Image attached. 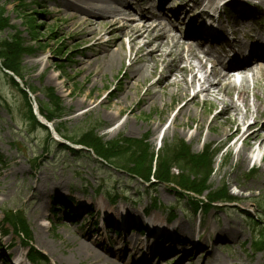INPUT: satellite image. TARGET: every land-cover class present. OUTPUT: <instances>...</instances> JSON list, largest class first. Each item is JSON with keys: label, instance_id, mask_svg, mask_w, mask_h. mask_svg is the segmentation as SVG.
<instances>
[{"label": "rangeland", "instance_id": "374dc122", "mask_svg": "<svg viewBox=\"0 0 264 264\" xmlns=\"http://www.w3.org/2000/svg\"><path fill=\"white\" fill-rule=\"evenodd\" d=\"M41 2L39 7L30 0H0V49L3 48V42L14 47L13 38H18L16 40L20 42L21 47L15 49L14 54L24 50L18 60L22 69L23 84L34 91V101L48 110L44 112H49V109L55 107L54 102L50 103V94L60 104L62 109H58L61 115L58 114L57 119L54 118L53 124L62 130V135L77 140L78 134L90 123V126H100L98 135L104 143L120 137L128 140L147 137V147L157 151L161 148L156 143L160 129L169 126L172 129L170 128L163 137L160 146L178 139L189 147L193 154L200 153L207 145L226 151L227 156L221 159L222 164L219 156L214 159L213 175L203 190H229V193L242 203L245 198H264V159L259 161L260 155L264 154V141L260 148L257 147V141L249 144L250 147H244V153L248 157H251L254 151L255 157L259 154L256 157L258 162L253 161L255 172L250 175L249 167L253 165L250 160L240 162L236 158V153L242 150V144L241 141L234 142L239 135L235 126L230 130L232 136L224 143L219 139L224 118L211 125L212 130L207 128L214 116L221 111V105L211 100L203 102L205 100L202 101V97H199L195 105L189 104L188 113L178 114L179 109L190 99L191 90L184 94L178 88L177 94H172L176 89L174 85H152L147 89L149 80L158 78L157 75H152L155 70L138 85L125 87L129 76H121V65L124 62H121L120 66L113 65L105 72H102L100 63H97L100 60L94 62L96 50L87 48L94 41H90L91 35L82 26L80 10L59 0ZM72 2L82 4L83 0ZM150 90L156 92L151 99L148 97ZM231 91L227 93L228 96L236 99V92ZM252 99L251 92H248V100ZM99 102L101 104L97 106ZM25 109V101L19 88L1 71L0 221L4 217L1 210L16 211L17 217L19 214L20 218L24 217L28 229L19 228V231L29 233L31 247L47 259V263L42 264H87V260L90 264H97L79 254V247L84 244L91 246L93 242L100 246L99 241L103 239L99 237V240H96L95 236L88 240L84 237L86 235L83 229L64 220L61 212L52 224V197L69 195L80 204L90 201L85 196H93V192L102 187L103 191H111L122 198L124 195L125 201L112 207L115 211L124 210L142 219V210L149 207L152 198H156L159 208L152 210L146 221L156 217L164 224L167 216L164 209L171 207V210L175 211L176 219L170 225L182 223L192 229L197 225L195 218L184 221L183 215L186 217L185 213L189 214V207L183 202L177 203L175 195L163 186L158 185L155 189H150L149 197L145 194L148 190L143 193L144 188H147L145 185H139L136 180L128 182L125 174L111 171L99 161L96 163L90 154H86L83 159L68 156L55 145L45 152L46 133L29 127ZM112 112H118V116L110 119L108 115H112ZM54 113L55 110L52 114ZM122 120L125 121L124 126L113 129V126ZM251 122L250 118L246 120V123ZM197 127H200L198 131ZM242 130L241 127L239 131ZM195 132L197 135L190 139L189 135ZM176 174L179 173L170 171L168 180L177 182L180 174ZM251 185L258 189H251ZM140 194L142 198L135 205L134 202ZM98 200L101 198L98 197ZM49 220L50 226L47 223ZM79 223L81 222L78 221L77 225ZM202 225L205 228L202 232L203 243L209 247L213 245L212 251L218 250L221 254H211L194 264H202L205 261V264H264L263 254L253 255L250 253V246L243 244L244 241H250L252 231L240 219L239 211L212 210L204 217ZM8 230L10 231L9 228ZM214 230L223 231L228 240L227 247L222 246L221 242L224 241L218 244ZM109 236L105 237L109 239ZM19 238L8 234L0 241L6 245L11 244L12 251L20 250L24 255L27 247L21 245ZM98 252L106 258L104 253L100 250ZM123 263L128 262L123 260Z\"/></svg>", "mask_w": 264, "mask_h": 264}, {"label": "bare ground", "instance_id": "6f19581e", "mask_svg": "<svg viewBox=\"0 0 264 264\" xmlns=\"http://www.w3.org/2000/svg\"><path fill=\"white\" fill-rule=\"evenodd\" d=\"M121 1L122 0H85L83 8L76 7L86 17H88V19L96 18V21H101L98 24H89L84 22L86 21L84 17H81L83 24L89 27L90 30H93L96 27L98 31H102L105 26L109 25L113 26L112 29L120 32L119 35L121 38L125 37L127 39L129 44L128 53H123V44L121 42L115 46L118 54L112 50H104L102 53H100L101 59L97 63H100L102 72L110 69L113 65L115 67L116 65L119 66L122 57H125V59H128V65L125 70L127 73L132 75V82L129 80V83L132 86H136L146 77H149V75L155 70V66L157 64L161 65L162 71L160 73V78L156 82L150 83L147 89L151 88L152 85H174L176 89L171 92L172 94H177L178 88L182 93L185 94V92L188 90L193 89L194 85H197L199 88L198 93L188 102H186L181 109H179L178 114L181 113V115L183 113H188V107H190L189 104L192 106L195 105L199 96H202L203 100L208 101L207 88H213L210 90V92L213 93L212 100L221 105L222 109L219 114L220 116H215L214 119L207 125L208 130H212L213 127H211V125L217 123L218 119H220L222 116L224 118V122L222 125L221 137L219 139H222L221 143H224L232 136L230 132L232 126H235L236 131L239 132L241 127L244 128L246 120L250 118V120L252 119V122L248 124L246 123V132H239L241 133V136L238 138V140L242 137L245 138L243 141L244 147L249 146V144H252L254 141L259 143L257 145L258 148L263 146L264 71L252 73L250 77L243 75L241 78H239L241 83L237 90V97L235 100L231 99L228 94L225 93V86H231V84L227 83V79L229 78L227 76L226 70L233 68L242 69L243 67H233L225 64L219 56H215L214 47H210L209 52L204 51L203 53L205 56L212 57L214 64L210 68L208 77L197 78V73H201L205 66V62H203L202 59L197 56V50L192 46H187L186 49L180 48L178 43L175 42L173 38L168 37L165 32H163V28L160 24L148 27L145 25L134 26L133 23L138 22L137 18L134 16H131L130 19H121L123 18V11L121 7L112 6L113 4L118 5ZM209 1L210 5L215 2V0ZM260 3L264 4V0H260ZM115 8L116 12L119 13V17L116 19L113 17L115 14ZM119 19L125 21L126 24H122L121 27L117 28L116 25L119 23ZM152 19H154V16L148 20L151 21ZM156 21H159L158 17H156ZM139 40H144V42L142 45L137 46ZM117 41H120V39ZM152 44H156V47L152 51L147 52V47ZM198 48L203 50L204 46L198 45ZM171 56H174V58H170ZM261 58L264 59V53L250 56L249 59H245V53L243 56V59L247 61L248 64ZM190 59L196 60L198 65L193 67L191 63H189ZM195 70L198 72L196 73ZM250 82L252 83V87L250 86ZM204 86H207V88ZM249 89H251V91H249ZM248 92H251L252 94V101L248 100ZM155 93V91L150 90L148 92L149 99H151ZM220 96L222 98H220ZM225 99H227V101H225ZM112 113V115H108L110 119L118 116V112ZM173 121L174 118L172 122ZM199 123H201V121ZM252 125L257 127L256 131H250V127ZM170 128L171 127L169 126L168 128L163 126L160 129L159 135H161L163 132V136L165 137ZM199 128L200 127H197L196 131H198ZM196 135V132L195 134L189 135L190 139L194 138ZM158 141H160V138ZM244 147L242 150L236 153V158L240 162L257 159L256 157L259 155L257 154L258 156L255 157V151L251 157L246 156L244 153ZM262 173H264V170H262ZM42 226L45 227V225ZM217 235L218 238H220L224 234L222 231H219ZM79 249V254L85 256V259H90L93 263L112 264L110 260L103 258L102 254L98 253L93 246L84 244L81 245ZM87 261V264H90V261Z\"/></svg>", "mask_w": 264, "mask_h": 264}, {"label": "trees", "instance_id": "16d2710c", "mask_svg": "<svg viewBox=\"0 0 264 264\" xmlns=\"http://www.w3.org/2000/svg\"><path fill=\"white\" fill-rule=\"evenodd\" d=\"M1 11V9H0ZM2 12H0V18ZM13 38V46L7 44L6 42L2 43V49H0V60L5 69L13 72L16 76L22 77V69L19 67L18 60L20 59L21 54L24 53V50L19 54L15 55L14 50L18 47H21L19 41ZM12 41V40H11ZM50 102L55 103L53 110H50L48 113V118L58 117L61 112H59V103L53 98L52 94L49 95ZM59 108V109H58ZM55 110V113L52 112ZM48 111V110H47ZM58 111V112H57ZM30 118L32 128H35L36 124ZM48 139V138H47ZM70 141L73 139L69 138ZM78 144L85 145L94 149L101 157L110 159L112 156L116 155H127L124 164L122 167L130 168V171L136 174L143 180H146L151 172L153 176L159 181L167 182L169 181V173L172 168H176L180 171L179 180L176 182L179 186L187 188L194 192H199L201 189L205 188L206 180L209 178L212 172V155L207 148L201 155H193L190 153L189 149L179 144H172L169 147H165L161 150L156 157L155 166L153 167L154 154L149 153L145 146L133 143L126 142L123 145H109L108 149H105L102 142L98 140L95 135L92 134V131L87 130L85 133H82L77 140ZM123 143V142H122ZM125 145V147H124ZM137 171H134V170ZM217 194V193H216ZM11 216V217H10ZM7 216V221H20V215ZM10 219V220H9ZM33 256V255H32Z\"/></svg>", "mask_w": 264, "mask_h": 264}]
</instances>
